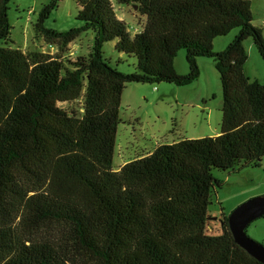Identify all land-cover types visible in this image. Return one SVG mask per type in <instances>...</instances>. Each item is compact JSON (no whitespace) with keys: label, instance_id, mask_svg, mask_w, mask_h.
<instances>
[{"label":"trees","instance_id":"trees-1","mask_svg":"<svg viewBox=\"0 0 264 264\" xmlns=\"http://www.w3.org/2000/svg\"><path fill=\"white\" fill-rule=\"evenodd\" d=\"M10 1L0 0V264H262L235 242L227 219L220 233L206 229L221 187L213 169L264 157V80L246 73L249 38L264 61L252 0H75L81 25L64 31L45 26L62 1L50 0L35 23L45 44L94 36L89 55L69 65L13 45ZM114 3L135 6L142 29L132 33ZM109 41L135 60L133 71L104 57ZM181 50L186 74L174 65ZM204 57L219 73V133L161 143L114 170L126 86L191 84ZM79 99L82 112L59 105Z\"/></svg>","mask_w":264,"mask_h":264},{"label":"rangeland","instance_id":"rangeland-1","mask_svg":"<svg viewBox=\"0 0 264 264\" xmlns=\"http://www.w3.org/2000/svg\"><path fill=\"white\" fill-rule=\"evenodd\" d=\"M50 0H11L8 18L13 45L24 51L41 50L60 57L69 65L78 56H88L93 44V33L79 35L68 46H46L41 36H36L35 23L42 7ZM114 9L119 19L128 29H142L145 16L133 5H117ZM79 7L75 0H62L45 21V26L58 31L69 30L81 25L77 18ZM252 23L262 29L264 36V0L252 1ZM237 30H232L215 41L217 50L224 49L234 38ZM252 39L245 41V48ZM5 44L0 40V45ZM115 42H106L103 55L111 65L120 71H133V58L118 53ZM75 50L74 56L69 55ZM249 50V51H248ZM248 72L259 81L264 80V61L253 46L247 49ZM175 69L179 74L188 72L185 50L178 52ZM200 76L191 84L176 86L168 83H131L126 86L121 98V123L118 126L113 167L121 160H129L152 151L158 142H171L180 136L201 138L215 136L219 132L221 120L222 94L219 73L212 58H200ZM83 100L60 103L61 107L75 108L82 112ZM159 145V144H158ZM156 147V146H155ZM213 175L221 182L215 188L212 204L209 206L210 220L207 232L220 233L223 222L229 214L246 200L264 195V157L239 170L213 169ZM51 231L42 230L39 237H48ZM246 233L264 244V218L253 220Z\"/></svg>","mask_w":264,"mask_h":264},{"label":"water","instance_id":"water-1","mask_svg":"<svg viewBox=\"0 0 264 264\" xmlns=\"http://www.w3.org/2000/svg\"><path fill=\"white\" fill-rule=\"evenodd\" d=\"M257 218H264V195L250 198L239 204L229 214L227 224L235 242L264 264V244L246 233V227Z\"/></svg>","mask_w":264,"mask_h":264},{"label":"crops","instance_id":"crops-1","mask_svg":"<svg viewBox=\"0 0 264 264\" xmlns=\"http://www.w3.org/2000/svg\"><path fill=\"white\" fill-rule=\"evenodd\" d=\"M253 1V0H252ZM216 41V40H215ZM215 41H214V50L215 51H220V50H217L216 48H215ZM249 47L250 48H252L253 46H252V44L250 43L249 45H248V48H246V50L247 49H249ZM222 50V49H221ZM249 51V50H248ZM249 53V52H248ZM176 62V61H175ZM198 64L199 65H201L200 64V61H199V59H198ZM246 73H247V75L249 76V78L250 79H257V78H255L254 76H251V74H250V72H248V65H247V63H246ZM258 80V79H257ZM219 132H217V134H218ZM216 134V135H217ZM181 138H188L187 136H180L179 138H176L175 140H172L171 142H175V141H177V140H179V139H181ZM170 142V143H171ZM161 143H165V142H158V143H156V145L155 146H157L158 144H161ZM166 143H169V142H166ZM155 146H154V148H155ZM116 149V148H115ZM151 152V151H150ZM150 152H148V153H150ZM147 154V153H146ZM142 156V155H141ZM138 157H140V156H138ZM135 158H137V157H135ZM132 159H134V158H132ZM129 160H131V159H129ZM129 160H127V161H129ZM126 160H121L120 162H118V166L117 167H113V169L114 170H118L124 163H126L127 162ZM114 162V161H113Z\"/></svg>","mask_w":264,"mask_h":264},{"label":"built area","instance_id":"built-area-1","mask_svg":"<svg viewBox=\"0 0 264 264\" xmlns=\"http://www.w3.org/2000/svg\"><path fill=\"white\" fill-rule=\"evenodd\" d=\"M131 30V29H130ZM140 29H133V31H134V33L135 32H138ZM46 46H49V47H53L54 45L53 44H45ZM43 52H45V51H43ZM76 54V51L75 50H72V51H70V53H69V56H74Z\"/></svg>","mask_w":264,"mask_h":264}]
</instances>
